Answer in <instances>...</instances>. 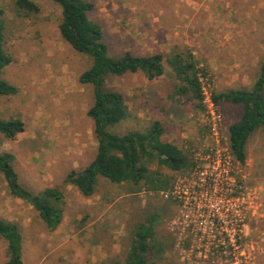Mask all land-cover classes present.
Wrapping results in <instances>:
<instances>
[{"label":"rangeland","instance_id":"rangeland-1","mask_svg":"<svg viewBox=\"0 0 264 264\" xmlns=\"http://www.w3.org/2000/svg\"><path fill=\"white\" fill-rule=\"evenodd\" d=\"M33 1L40 6L39 13L19 10L15 0H0L6 25L5 48L13 58L3 78L18 88L16 95L0 96V118H19L25 123V132L15 140L0 135V153L11 152L15 156L14 167L24 188L33 194L57 188L64 193L65 204L61 225L50 231L39 211L29 201L13 195L0 173V218L15 216L18 222L23 236L22 264L123 262L141 223L152 225L156 233L154 241L163 246L162 253H151L157 264H230V256L182 254L173 226L178 205L162 199L160 190L151 189L153 177L174 183L191 168L173 171L153 160L149 180H142L138 186L114 184L99 176L94 196L105 195L106 203H96L91 200L94 197H85L77 187L65 182L71 171H81L90 165L99 148L94 122L88 116L94 103L93 86L79 82L80 75L92 65V59L76 52L62 38L59 31L62 11L53 0ZM86 1L95 4L90 18L101 24L110 54L119 57L127 51L137 55L149 51L147 41L142 40L143 33L140 36L135 33L139 17L124 16L125 12L145 7L169 11L177 0ZM167 17L148 16L142 17V21L155 23V18L166 21ZM251 61L239 65L235 59L238 66L234 72L239 71L240 80L235 82L229 76L227 80L239 88L252 89L261 76L264 57L257 66H252ZM202 69L211 74L215 94L232 89L218 90L216 75L206 67ZM244 75L245 81L241 79ZM167 79L154 85L141 72L108 78L106 88L122 92L132 114L111 131L119 135L133 129L144 131L160 119L166 129L163 139L176 138L174 141L191 160L192 151L206 138L201 109L188 97L171 98L174 77ZM219 108L228 136L231 125L241 120L243 105L220 102ZM246 153L244 165L236 162V175L243 188L256 190L258 198L255 215L245 221L239 248L251 253L253 264H264V128L250 136ZM17 211L24 212V216L18 217ZM171 239H174L173 248H166ZM7 246V240L0 237V264H8ZM237 257L239 262L244 260L239 254Z\"/></svg>","mask_w":264,"mask_h":264},{"label":"trees","instance_id":"trees-1","mask_svg":"<svg viewBox=\"0 0 264 264\" xmlns=\"http://www.w3.org/2000/svg\"><path fill=\"white\" fill-rule=\"evenodd\" d=\"M62 11L59 31L62 38L72 48L92 59V65L79 77L81 84L92 85L94 103L88 116L94 122V132L99 141L95 160L81 171L73 170L65 182L71 184L85 196L92 197L96 192L98 177L102 176L114 184L138 186L142 180H149V167L153 160L173 171L193 166L192 159L177 144L163 139L165 128L160 120H154L147 130L133 129L124 135L111 131L115 126L129 119L132 114L125 96L118 90L106 88L110 77H121L141 72L149 80L164 74L165 58L162 54L150 56L135 55L129 51L116 57L110 54L109 46L101 24L90 18L95 4L86 0H53ZM19 10L28 14L39 13L40 6L33 0H15ZM4 10L0 9V96H13L18 88L3 78L5 68L13 62L6 51V25ZM179 84L175 86L177 96L188 95L197 101L202 110V91L199 73L204 71L192 54L179 52L167 59ZM262 73L252 89L227 90L215 94V102H232L243 105L241 120L229 128V143L234 160L244 165L247 159L246 145L250 136L264 128V62ZM25 132V123L19 118H0V135L15 140ZM15 156L11 152L0 153V173L4 176L13 195L29 201L50 231L56 230L63 221L64 193L57 188H46L33 194L20 183L14 167ZM158 182L155 183L154 180ZM151 179L152 190H163L174 183L162 181L159 177ZM130 191L135 188H130ZM152 225L141 223L132 238L130 250L123 262L116 264H157L151 253L157 255L164 251L162 244L154 241ZM0 237L7 240L8 264H22L23 236L18 224L0 218ZM174 239L165 246L173 248ZM164 247V248H165Z\"/></svg>","mask_w":264,"mask_h":264},{"label":"built area","instance_id":"built-area-1","mask_svg":"<svg viewBox=\"0 0 264 264\" xmlns=\"http://www.w3.org/2000/svg\"><path fill=\"white\" fill-rule=\"evenodd\" d=\"M198 77L206 138L192 151L191 171L178 177L172 187L160 190L159 196L178 205L173 226L182 254L230 256V264H253L251 253L239 247L245 221L257 210V192L243 188L238 181L211 74L202 71ZM237 254L244 260L239 262Z\"/></svg>","mask_w":264,"mask_h":264},{"label":"crops","instance_id":"crops-1","mask_svg":"<svg viewBox=\"0 0 264 264\" xmlns=\"http://www.w3.org/2000/svg\"><path fill=\"white\" fill-rule=\"evenodd\" d=\"M145 8L131 9V12H125L124 16H137L140 19L135 33L139 36L143 33L144 38L141 39L147 41L149 51L139 55L162 54L164 56V74L153 80L144 76L148 83L153 82L154 85L162 84L166 77L168 81L174 77L171 98L174 97L175 86L179 82L167 63V59L179 52L192 54L200 68L206 67L207 71L213 72L218 81L217 89L222 91L227 89L226 87L233 90L242 89L239 85L227 80V76L235 82L240 80L239 71L234 72V67L238 64L243 65L245 60L248 62L252 60L251 65L257 66L264 57V0H177L171 5L169 11L166 9L152 11L151 8L150 11L147 7ZM155 15L168 17L166 21L162 19L158 21V18L152 19L155 23H145V19L142 21V17ZM143 46L146 47V45ZM235 59L240 63L235 64ZM167 66L169 72H167ZM245 77L246 75L241 79L245 81ZM177 97L190 99L188 95ZM194 101L197 103L196 100ZM129 109L131 111L130 107ZM167 113L170 112L167 111ZM137 115L139 114L134 116ZM204 136L203 132V138ZM174 140L176 138L167 142L178 145ZM94 195L91 200L96 203H106L105 195L96 197ZM17 214L20 218L24 216V212L17 211ZM5 219L18 224L15 216Z\"/></svg>","mask_w":264,"mask_h":264}]
</instances>
